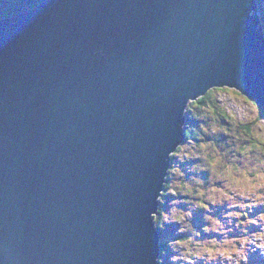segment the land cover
Masks as SVG:
<instances>
[{"label": "water", "instance_id": "1", "mask_svg": "<svg viewBox=\"0 0 264 264\" xmlns=\"http://www.w3.org/2000/svg\"><path fill=\"white\" fill-rule=\"evenodd\" d=\"M264 111L257 0H42L0 18V264H159L185 111Z\"/></svg>", "mask_w": 264, "mask_h": 264}, {"label": "rangeland", "instance_id": "2", "mask_svg": "<svg viewBox=\"0 0 264 264\" xmlns=\"http://www.w3.org/2000/svg\"><path fill=\"white\" fill-rule=\"evenodd\" d=\"M259 9L264 28V0ZM211 95L225 113L193 110L195 125L209 119L221 126L225 116L235 123L255 120L258 146L244 151L231 142L232 137L227 145L201 136L184 140L170 154L168 187L158 196L160 217L153 219L164 244L159 260L163 264H264V118H258L252 100L233 89L213 90ZM234 127L228 128L238 132ZM206 131L211 133L210 126ZM246 227L256 231L244 235ZM185 246L189 251L198 249L195 257H190L191 252L187 257ZM256 258L261 261L256 263Z\"/></svg>", "mask_w": 264, "mask_h": 264}, {"label": "trees", "instance_id": "3", "mask_svg": "<svg viewBox=\"0 0 264 264\" xmlns=\"http://www.w3.org/2000/svg\"><path fill=\"white\" fill-rule=\"evenodd\" d=\"M42 0H0V18L4 17V16H8L10 14L16 13L18 11H22L26 8L32 7L37 5L38 3H40ZM258 4L260 6L261 0H257ZM261 11V9H260ZM223 88H213L211 90H209L204 96L199 97L196 101L193 102H189L188 103V107L185 111V115H186V121H185V141L190 140V139H200L201 136H205V138H207V136H209V138H215L216 141H218L220 143L225 142L227 145L230 144L227 139L228 137H232L234 140H232V143H235L238 146L239 150H246V149H251V147L256 148L258 145H256V143H254L256 140L254 137V132H253V128H254V124L256 123V121H249V122H239V123H235L230 117H222L225 121L222 122L221 126H217V122L215 124H213L211 122V120H206L205 123L203 125L197 124L195 125L196 120L195 118H193V110L194 111H200V112H204L207 114V110H209L210 108V112L214 114V112H217L219 115L220 113H225L219 104H217L216 101L212 100V91L213 90H222ZM229 89V88H226ZM205 114V117H206ZM195 115V114H194ZM258 118H264V111L260 110L258 108ZM231 126H235L234 128H237L238 132H233L231 129H229L228 127ZM202 126V128H201ZM210 126V134H207L208 132L206 131V127ZM227 126V127H225ZM227 137V138H226ZM244 139V143L243 142ZM244 144L246 146H244ZM251 146V147H250ZM248 150V152H249ZM252 150H250L251 152ZM247 152V153H248ZM241 154V153H240ZM253 154V153H252ZM253 157H256L253 154ZM230 165V164H229ZM208 169V168H207ZM170 170H168V174L169 175ZM167 178V177H166ZM189 185V184H188ZM197 185V184H196ZM168 187V183H167V179L165 181L164 184V189ZM191 189L196 188V186L194 188H192L191 186H189ZM179 191V190H178ZM160 203V202H159ZM161 203H160V207H158V216L161 212ZM205 211V210H204ZM160 217V216H159ZM156 219H158V217H156ZM205 225V224H204ZM204 225H201L200 227H203ZM207 227L203 228V230H205ZM202 230V228H200ZM255 231L251 232L250 234H254ZM185 240V238H184ZM163 247V248H162ZM186 249H184L187 253V256L190 253V257H195L194 254H196L197 250L196 248H193L191 251H189V247L185 246ZM212 250V246L209 247ZM161 253H160V257L163 254V249H164V244L161 243ZM201 249V248H200ZM189 251V252H188ZM160 259V258H159ZM241 264V261L239 262ZM159 264H163L161 262V260H159Z\"/></svg>", "mask_w": 264, "mask_h": 264}, {"label": "bare ground", "instance_id": "4", "mask_svg": "<svg viewBox=\"0 0 264 264\" xmlns=\"http://www.w3.org/2000/svg\"><path fill=\"white\" fill-rule=\"evenodd\" d=\"M254 261V260H253Z\"/></svg>", "mask_w": 264, "mask_h": 264}]
</instances>
